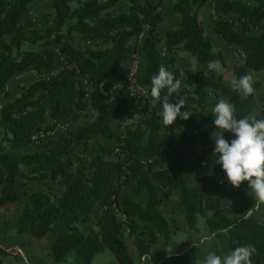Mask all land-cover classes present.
I'll return each instance as SVG.
<instances>
[{
  "label": "trees",
  "instance_id": "trees-1",
  "mask_svg": "<svg viewBox=\"0 0 264 264\" xmlns=\"http://www.w3.org/2000/svg\"><path fill=\"white\" fill-rule=\"evenodd\" d=\"M33 1L0 0V93L16 75L30 71L49 73L0 106L2 140L10 146H27L32 144L33 132L54 128L56 123L66 121L87 106L94 113V119L59 136L54 145L45 150L20 157L0 155L3 172L0 174V208L17 200L13 178L18 166L27 168L33 178L59 179L63 186L62 194L56 199L44 193L31 194L30 205L22 209L13 224L15 234L40 239L51 224L59 223L65 226L66 232L50 247L53 264L64 262L69 255L73 258L71 264H90L93 256L103 251H108L116 264H133L123 240L122 226L110 210L111 205L123 217L136 257L141 258L148 254L150 243L157 237L163 244L168 242L170 232L158 208L160 198L175 196L182 207L187 231H195L196 219L201 217L210 238L225 247L228 254L238 246L253 245L256 251L251 257L252 264H264V220L255 210L242 216L225 211L217 197L206 193L202 179L212 176L213 187L221 195L243 197L250 190L247 182H242L238 188L229 184L222 167L216 164L218 154L214 153V139L221 130L214 125L212 111L205 108V89L216 91L231 102L237 119L258 108L256 119H264V100L257 105L254 93L245 97L233 90L231 84L225 86L215 76L216 71L208 69L209 61H220V55L212 52V42L198 19L200 10L212 3L218 15L212 23V32L224 44L238 48L243 54L242 66L230 68L231 78L246 75L245 70L261 72L264 71V26L260 22L264 20V0L172 1L171 9L178 18V27L165 32L163 46L168 53L181 49L202 71L199 76L188 69H168L176 79L182 80L180 91L169 97V102L185 98L181 111L192 114L187 120L177 117L172 126H165L159 115L166 90L155 102L150 95L151 77L162 64L156 48L157 29L162 21L157 0H127V9L118 13L110 11L118 0H83L73 9L69 6L71 0H49L52 24L43 32L35 30L26 16ZM230 18L234 22L228 20ZM145 28L146 36L138 53L144 60L141 81L147 87L145 117L143 129L135 127L124 131L121 144L126 163L124 172L118 161H105L98 155L90 160L88 172L77 159V165L71 170L73 164L69 160L76 149L86 150L87 143L96 137L117 142L119 138L111 125L135 113L136 105L125 90L122 65L130 52L129 41L136 39ZM73 35L84 42L107 46L79 50L73 43ZM106 82L113 86L103 91L101 84ZM258 86L254 82L255 90ZM231 134L225 132L224 138L231 140ZM189 173L197 176V184L191 188L185 184ZM119 176H123L120 183ZM129 185L134 187L135 193L145 195L143 202L117 200V195ZM97 206L106 209L96 219L95 229L79 230L74 226ZM140 225L147 227V239H143ZM6 255L0 246V264ZM159 264L204 263H198L186 251L166 255Z\"/></svg>",
  "mask_w": 264,
  "mask_h": 264
},
{
  "label": "crops",
  "instance_id": "crops-1",
  "mask_svg": "<svg viewBox=\"0 0 264 264\" xmlns=\"http://www.w3.org/2000/svg\"><path fill=\"white\" fill-rule=\"evenodd\" d=\"M172 1L173 0H165L163 2V0H160L161 7L165 5V12L164 10L161 12L162 21L157 29V38L161 43L163 42L164 34L166 31H173L178 27V18L171 9ZM236 1H241V0H236ZM208 10H209V6L205 5L200 10L198 14V19L201 22L203 29L209 30V32L206 35L210 38L212 44L215 43L219 45L220 48L219 54L221 58V63H225L227 60V56L226 54H224V51H230L232 49H236L237 51L240 50H238V48L236 47L233 46L230 47L224 44L212 32L211 24L209 25V28H207L208 25H206L204 21L207 19V15L209 12ZM171 15L175 19L174 28L166 30L164 27L162 34L160 35L159 29L161 28L164 19L168 18ZM260 25L264 26V20L260 22ZM213 51H214V47L212 45V52ZM172 52H176V53L174 54ZM172 52L170 53L167 52L168 59L173 60L171 67L172 69H178L180 71L183 69H188L191 71L197 69L196 63L195 65L191 63V68H189L184 66L182 62H179L177 60L178 52L182 53L186 57V59L187 58L190 59L189 58L190 56L184 53L181 49L178 48ZM233 66H242V59L237 60V62H234L232 64H225V67L227 68L225 69L221 68V70L216 71L215 76H219L220 73H224L222 83L225 86H228L230 84V80H231L230 68ZM125 67H126V62L125 64L122 65L123 69ZM141 68L142 70L144 68L143 58H141ZM197 71L200 73H193V74L201 76L202 71L200 69H198ZM245 72L246 74H251L254 82H257L259 84L257 90H255L254 92V97L257 100V105H260V101L264 100V71L255 73L249 70H245ZM12 79L13 78H11L10 80L12 81ZM8 82L5 86L4 91L0 93V106L4 102L13 100L15 97L19 95L16 94L15 91H13L12 85L9 86ZM213 93L217 96H221L216 91H213ZM205 99H207V97ZM86 108L89 109V106H87ZM259 110L260 108L255 109L248 116H255L256 118L259 115ZM80 118L81 117H77V119H75L72 122V117H71L66 121L58 122V123L68 124L70 122L71 123L70 128H65L68 131L67 134H69L83 124V120ZM57 130L58 131L56 132L55 136L49 139L50 141L55 140V137H57L58 135L59 136L67 135L65 133L62 134L60 133L61 131H63L62 128H60V130L57 128ZM2 137H3V131L2 129H0V155L6 154L12 157H20L26 154L33 153L35 151L45 150L43 146L39 148L38 143L37 144L32 143L27 146H10L7 145L2 140ZM114 142L115 140H106L101 137H96L95 139L87 143L86 150L76 149L73 155L70 156V160H69L73 164L71 170L73 169L74 166L77 165L75 163V160L77 159L79 162L83 163L84 171L88 172L90 170V161H89L90 154L98 155L100 159L105 161H112V159L107 155H105L104 153L98 152L97 148L99 147L105 149V147H111ZM54 143L50 145V147H52ZM90 159H92V156L90 157ZM0 174L3 175L1 168H0ZM196 178H197L196 174L193 173L187 174L185 179L186 186L188 188H191L194 185H196L197 184ZM202 179L203 181L206 180L211 181L209 185L204 184L206 193L209 196L217 197L220 200L222 207L228 208L231 212H233L234 215L242 216L248 214L252 210H255L258 213L259 217L262 220H264V204H261L259 209L256 208L255 195L254 193H252L251 189L249 190L247 195L243 197L221 195L217 193L213 187L212 176H208V175L203 176ZM13 189L17 195L16 202L0 208V246L7 253L5 258H8V261L11 260L10 262L7 261L6 263L7 264H53L50 256V247L58 236L66 232L65 226L59 223H53L49 227V230L44 237L40 239H33L27 235L17 236L15 234V228L13 224L20 215L22 209L30 205L29 196L31 194L44 193L51 195L53 199L58 198L63 191V186L60 180L59 179L50 180L48 178L42 179L39 177L33 178L32 174H28L27 168L18 166L14 173ZM124 198L132 200L136 203H141L144 201L145 195L142 193H135V192L132 193L130 190H124L117 195V200H121ZM168 200L171 201V203H168ZM158 209L167 225V230L170 232V235H169V240L166 244H163L159 237H157V239L154 242L150 243L149 251L147 254V255H151L150 264H159L160 261L166 255L179 254L186 251L189 252L193 256L195 261H197L198 263H204L209 252L217 253L221 257H224L228 254V250L225 247L221 245H217L215 241L212 238H210V235L207 233L203 224V219L201 217H197L196 219L195 231H187L186 225L184 223V213L182 207L180 206V204H178L175 196H171L166 199L160 198V205ZM101 214H102V207L97 206L93 208L86 217L78 220L74 224V226L79 230H81L84 227H88L89 219L91 220L93 217H99ZM140 226H145V225H140ZM143 239H147V237H144L143 235ZM202 239L204 240V243L200 244L199 241ZM103 253L104 251L94 255L93 258L91 259L90 264L92 263V261L96 260ZM14 257H16L17 259H15ZM67 257H72V255H69ZM137 259L139 260V264H141L140 258ZM132 260H133V264H136L133 258ZM71 263H73V259L69 262L64 260V262L58 264H71ZM144 264H147V261H145Z\"/></svg>",
  "mask_w": 264,
  "mask_h": 264
},
{
  "label": "clouds",
  "instance_id": "clouds-1",
  "mask_svg": "<svg viewBox=\"0 0 264 264\" xmlns=\"http://www.w3.org/2000/svg\"><path fill=\"white\" fill-rule=\"evenodd\" d=\"M207 67L210 71L221 70L218 60L209 61ZM181 76L184 74L181 73ZM150 83L153 102L161 99L162 91L167 92L162 101V111L159 113L165 126H172L177 117L182 120L189 119L192 114L181 111L186 103L185 98H178L175 103L169 102V97L180 91L181 79H176L174 74L161 64L158 73L151 77ZM230 84L233 90L241 92L245 97L255 92L251 74L239 78L233 76ZM212 113L216 129L221 130L214 139V153L218 154L216 164L222 167L228 183L233 187L238 188L242 182H247L255 195L256 208L259 209L260 205L264 204V119H256L255 116L237 119L234 105L224 98L219 99ZM225 132L234 134L235 139L226 140ZM199 243L203 244L204 240ZM255 251L253 245H242L223 258L209 252L204 264H252L251 257ZM150 258L151 255L141 256V264L145 261L150 264Z\"/></svg>",
  "mask_w": 264,
  "mask_h": 264
},
{
  "label": "rangeland",
  "instance_id": "rangeland-1",
  "mask_svg": "<svg viewBox=\"0 0 264 264\" xmlns=\"http://www.w3.org/2000/svg\"><path fill=\"white\" fill-rule=\"evenodd\" d=\"M82 1L83 0H71L69 2V6H70L71 9L76 8L77 4L81 3ZM100 1H104V0H100ZM157 1H158V4H159V12L161 14V12L163 10L165 12V5L161 7L160 0H157ZM164 1L165 0H163V2ZM206 5L209 6V10H208L209 12H208V15H207V19L204 21V23L206 25H208L207 28H209V25L210 24L212 25V23L217 19L218 15L214 12L212 3H208ZM127 7H128L127 0H118L116 5H115V7L112 8L110 11L113 12V13L124 12L127 9ZM26 16L32 21L35 30H37L38 32H43L45 29L50 27L51 24H52V11H51V8H50L49 0H34L28 6L27 12H26ZM228 20H230L231 22H234L233 18H230ZM174 23H175V19H174V17L172 15L169 16L168 18H165L164 22L162 23V26L160 25L161 26V28L159 29L160 30L159 31L160 35L162 34V31H163L164 27H165L166 30L167 29L168 30L169 29H173L174 28ZM146 30L147 29L145 28L143 30V32L136 39H133V40L129 41L128 46H129L130 51L137 52V53L140 52V46H141V43H142L143 39L146 36ZM203 32H204V34H207L209 32V30H204L203 29ZM72 39H73V43H74L75 47L78 48L79 50H84V49H102V48L107 46L106 44H101L99 42H92V43L84 42L77 35H73ZM212 45L214 47V51L213 52L219 54V52H220L219 45L215 44V43H213ZM156 48L158 49V51L160 53L161 63L163 65H165L167 67V69H172L171 67H172L173 60L168 59V54H167L166 50L164 49L163 42L161 43V42H159V40H157ZM172 53L175 54L176 52H172ZM224 54H226V56H227L226 62L225 63H221V58H220V61H219L220 64H221V68L222 69L227 68V67H225V64H232L234 62H237V60H241L243 58V57L240 56V51H237L236 49H232L230 51H224ZM177 55H178L177 56V60L179 62H182L184 66L191 68V63L193 65H195V61H194L193 58L189 57L190 59H188V58L186 59V57L182 53H179V52L177 53ZM58 68H59V66L57 65L56 69H58ZM197 70L198 69L192 70V72L193 73H200ZM223 75H224V73H220L219 76H218L221 82H223ZM47 76H49V73L36 74L33 71H30L28 73H25L24 75L20 74V75L14 76L12 81L10 80L8 82V85L9 86L12 85L13 91H15L16 94H20L32 82H34L35 80H38L39 78H45ZM112 86H113V83L106 82V83L101 84V89L103 91H107L110 88H112ZM205 92H206V97H207V99H205V100H207V101H205L206 102L205 108L208 111L209 110L212 111V109L214 108L216 103L219 101V99L224 98V97L215 95L213 93V91L211 89H209V88H206ZM77 117H81L80 119L83 120V124H87V123L91 122L94 119V113L90 109L86 108L85 110H83V111H81L79 113H75L72 116V122L75 119H77ZM144 117H145V115H143L142 118H140L139 121L136 124L131 125L129 129H134L135 127L143 129L142 121H143ZM70 126H71L70 122L68 124H66V123H58V124L55 125V128H58L59 130H60V128H62L63 131H61L60 133L61 134L62 133L67 134L68 131L65 128H70ZM111 128L113 129L114 134L117 135L118 138H119L117 142H120V141L122 142L123 136H124V131L126 129H128V128L123 126L122 122L113 123L111 125ZM162 135L166 136V134H164V133H162ZM58 137H59V135L57 137H55V140H51V141L49 139L42 140V141L38 142V147L41 148V146H43L46 149V148L50 147V145H52L56 141V139ZM231 137H232V139H235L234 134H231ZM117 142L115 141L111 147H105V149H102V148L98 147L97 151L104 153L105 155H107L108 157H110L114 161H118L120 163V165L123 166V165H126L125 160L124 159L121 160V159L117 158L116 156H113V154H112V148L115 147ZM91 156L93 157L94 155L90 154V157ZM90 157H89V161L91 160ZM80 163L83 165L82 162H80ZM152 170H154V169L152 168ZM210 183H211L210 180L204 181V184H206V185H209ZM124 190H130L133 193L134 192V187L132 185H129L128 187L124 188ZM168 203H171V201L168 200ZM223 208H224L225 211L233 213L228 208H225V207H223ZM100 211H101V209H100ZM115 216H116V219H117L118 223L121 224V226H122V236H123V240L125 242V245L127 247V251L129 253V255L131 256V258L134 259L136 264H139V260L136 258L135 250H134V248L131 245L132 236H129L127 234L123 219L118 214H115ZM97 218L98 217H93L91 220L89 219V226H88L89 228L95 229V222H96ZM140 229L143 230L144 237H147V232H148L147 227L140 226ZM14 258L17 259L16 257H14ZM72 259H73L72 257H67L65 260L69 262ZM7 261H8V258H5V257L2 258V262L4 264H7L6 263ZM10 261H8V262H10ZM91 264H116V263H115L112 255L110 253H108L107 251H104V253L102 255H100L96 260L92 261Z\"/></svg>",
  "mask_w": 264,
  "mask_h": 264
},
{
  "label": "built area",
  "instance_id": "built-area-1",
  "mask_svg": "<svg viewBox=\"0 0 264 264\" xmlns=\"http://www.w3.org/2000/svg\"><path fill=\"white\" fill-rule=\"evenodd\" d=\"M240 56L243 57V54L240 52ZM141 58L137 52L130 51L126 59V67L124 69L125 77V90L128 98L136 105L135 113L131 118L123 121V126L130 128L131 125L136 124L140 118L143 116V108L147 101V87L141 81ZM57 128L45 127L36 132H33L30 136V141L33 144L38 142L50 139L55 136ZM122 142H117L115 147L112 148L113 156L123 160L124 153L121 151ZM126 165L121 166L122 171L124 172ZM123 176H119L118 182H122ZM106 208L102 207V211ZM110 210L114 214H118L122 219L123 217L115 210L114 205H111Z\"/></svg>",
  "mask_w": 264,
  "mask_h": 264
}]
</instances>
